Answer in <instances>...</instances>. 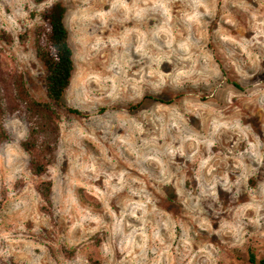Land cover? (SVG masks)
I'll return each mask as SVG.
<instances>
[{
  "label": "rangeland",
  "instance_id": "obj_1",
  "mask_svg": "<svg viewBox=\"0 0 264 264\" xmlns=\"http://www.w3.org/2000/svg\"><path fill=\"white\" fill-rule=\"evenodd\" d=\"M54 2L65 7L74 62L62 100L82 114L53 105L59 137L40 178L20 145L25 114L3 119L0 264H89L88 255L103 264H250V251L263 256L264 0H0L2 67L21 72L41 101L46 71L34 30ZM191 80L210 96L222 92L230 107L210 109L201 86L184 91ZM179 91L193 108L175 104ZM45 180L53 185L42 209L34 186Z\"/></svg>",
  "mask_w": 264,
  "mask_h": 264
},
{
  "label": "trees",
  "instance_id": "obj_2",
  "mask_svg": "<svg viewBox=\"0 0 264 264\" xmlns=\"http://www.w3.org/2000/svg\"><path fill=\"white\" fill-rule=\"evenodd\" d=\"M65 12V7L60 2L52 3L40 14L41 23L34 30L35 56L46 71V101L38 100L30 93L21 72L3 69L0 54V144L9 138L3 119L8 114L24 113L29 128L20 145L29 157L28 168L31 174L38 178L46 176L54 159L59 137L60 115L53 105L65 107L72 114H82L75 108L65 106L62 100L74 70L69 31L64 22ZM1 37L7 44L11 42L9 35ZM139 105H132V108ZM52 185L51 180H45L34 186L43 201L42 209H46L51 203ZM2 200L3 198L0 200V207ZM87 260L89 264H103L92 255H88ZM248 261L250 264H264V255L258 258L252 250L248 254Z\"/></svg>",
  "mask_w": 264,
  "mask_h": 264
},
{
  "label": "bare ground",
  "instance_id": "obj_3",
  "mask_svg": "<svg viewBox=\"0 0 264 264\" xmlns=\"http://www.w3.org/2000/svg\"><path fill=\"white\" fill-rule=\"evenodd\" d=\"M195 86H201V89H203V92H202V94H204L203 96H201V98H205V99H207L206 101H207V103H209L210 105V109L212 108V104L215 102V101H218V103L220 104V109H218V111H226L229 107H230V103H231V101L230 100H228L223 94H222V92H220V91H216L215 93H214V95L213 96H210V93H211V90H209V88H208V86L206 85V84H204V83H200V84H196V83H194L193 82V80H191V81H189V82H187V84H186V86H185V88H184V91H189V92H193V88L195 87ZM176 96H179L180 97V101L179 102H177V103H175L176 105H178V104H181V103H183L184 102V99L185 98H187V93H185V92H181V91H179V92H176ZM189 96V95H188ZM191 98V97H190ZM176 99V98H175ZM174 100V99H173ZM172 100V101H173ZM189 101V100H188ZM190 104V103H189ZM205 104H206V102H205ZM193 105V104H192ZM195 105V104H194ZM190 106V107H189ZM189 106H187L186 104H185V102L182 104V108H183V110H185V109H190V108H193L191 105H189ZM208 106V107H209ZM246 106H248V105H246ZM200 107V106H199ZM244 107V106H243ZM142 108V107H141ZM141 108H137V111H135V112H139V111H141ZM155 109V108H154ZM193 112V111H192ZM195 113H196V111H194ZM186 113H188V112H186ZM190 113V112H189ZM139 114H140V117L142 118V119H145V115H146V113H143V112H139ZM191 114V113H190ZM213 114V113H212ZM221 115V114H220ZM212 116V115H211ZM210 116V117H211ZM194 117V116H193ZM192 117V118H193ZM209 117V118H210ZM213 117V116H212ZM214 117H215V115H214ZM191 118V119H192ZM210 120V119H209ZM216 120H219V119H216ZM223 120V119H222ZM222 120H221V122H222ZM212 121V120H211ZM217 122V121H216ZM224 123V122H223ZM145 124V123H144ZM204 125V124H203ZM130 126H132V125H130ZM135 127H136V125H134ZM205 126V125H204ZM133 127V126H132ZM137 130V129H136ZM140 130V129H139ZM135 133V132H134ZM245 135V134H244ZM137 136V135H136ZM135 136V137H136ZM141 136V135H140ZM140 138V137H139ZM139 140V139H138ZM225 142V141H224ZM255 143V142H254ZM257 144V143H256ZM260 145V144H259ZM254 147H255V145H254ZM260 147V146H259ZM263 154V153H262ZM246 156V155H245ZM263 158H264V156H263ZM239 163V162H238ZM244 163V162H243ZM148 164L151 166V167H154L155 165H159V161H153V160H151V161H149L148 160ZM247 164V163H246ZM124 165V164H123ZM175 165L176 166H178L176 169H178L179 168V164H177V163H175ZM248 166H249V164H248ZM180 167H182V166H180ZM239 167V166H238ZM258 170H259V167H258ZM262 192V191H261Z\"/></svg>",
  "mask_w": 264,
  "mask_h": 264
}]
</instances>
